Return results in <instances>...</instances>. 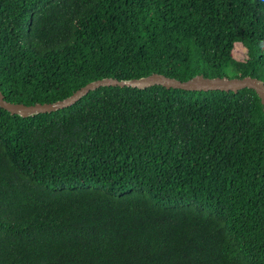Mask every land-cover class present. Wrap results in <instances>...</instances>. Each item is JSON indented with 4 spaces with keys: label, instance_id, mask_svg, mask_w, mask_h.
<instances>
[{
    "label": "trees",
    "instance_id": "obj_1",
    "mask_svg": "<svg viewBox=\"0 0 264 264\" xmlns=\"http://www.w3.org/2000/svg\"><path fill=\"white\" fill-rule=\"evenodd\" d=\"M150 72L264 82V0H0L6 100ZM0 264H264L254 90L100 85L0 107Z\"/></svg>",
    "mask_w": 264,
    "mask_h": 264
},
{
    "label": "water",
    "instance_id": "obj_2",
    "mask_svg": "<svg viewBox=\"0 0 264 264\" xmlns=\"http://www.w3.org/2000/svg\"><path fill=\"white\" fill-rule=\"evenodd\" d=\"M152 84H160L165 87H177L189 90L221 89L236 91L243 87H249L252 88L258 96L259 102L262 105V110L264 111V82L262 79L248 74L243 76H206L200 72L193 74L192 76L183 80L173 76L165 75L161 72H150L145 75L126 79H118L112 76H103L85 82L81 86L74 89L70 94L62 98L55 99L53 101L34 102L31 104L6 100L0 91V107L6 109L10 113H17L19 115L25 116L35 112L50 111L69 105L81 95L85 94L88 90L100 85H126L143 88Z\"/></svg>",
    "mask_w": 264,
    "mask_h": 264
},
{
    "label": "rangeland",
    "instance_id": "obj_3",
    "mask_svg": "<svg viewBox=\"0 0 264 264\" xmlns=\"http://www.w3.org/2000/svg\"><path fill=\"white\" fill-rule=\"evenodd\" d=\"M232 52L237 58H243L245 55L244 48L239 43L234 44Z\"/></svg>",
    "mask_w": 264,
    "mask_h": 264
}]
</instances>
